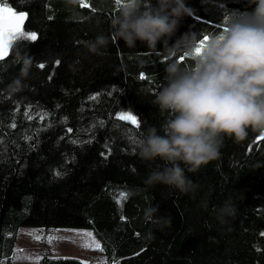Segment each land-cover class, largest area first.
I'll return each mask as SVG.
<instances>
[{"label":"trees","instance_id":"obj_1","mask_svg":"<svg viewBox=\"0 0 264 264\" xmlns=\"http://www.w3.org/2000/svg\"><path fill=\"white\" fill-rule=\"evenodd\" d=\"M84 2L87 7L0 0L27 14L24 30L37 36L18 44L33 58L22 91H6L20 71L13 53L0 62V264H13L22 227L88 229L106 264H264V134L249 130L243 141L225 137L217 159L195 173L185 168L199 186L194 194L146 185L148 173L165 164L143 161L136 143L150 126L163 134L167 116L152 102L167 83V65L192 60L181 61L162 42L149 50L140 41L129 49L112 40L105 55L88 54L84 42L109 35L119 5ZM185 3L193 14L183 17L169 47L186 34L201 41L222 30L226 17L255 8L250 0ZM128 112L140 121L138 129L116 119ZM226 200L236 216L221 224L216 209ZM150 204L159 205L158 215H171L170 228L144 221ZM36 264L81 261L45 255Z\"/></svg>","mask_w":264,"mask_h":264},{"label":"clouds","instance_id":"obj_2","mask_svg":"<svg viewBox=\"0 0 264 264\" xmlns=\"http://www.w3.org/2000/svg\"><path fill=\"white\" fill-rule=\"evenodd\" d=\"M64 3L77 6L79 2ZM250 3L255 5L253 11L226 17L222 30L208 36L202 47L195 34H186L169 47L183 17L193 14L185 0H155L154 4L151 0H120L109 21V35L101 33L84 42L87 53L95 56L105 55L112 40H122L129 49L140 41L149 50L162 42L170 54L192 60L184 66L175 61L167 65V83L152 102L167 116L161 126L163 134L150 126L136 143L143 161L158 159L165 164L148 173L146 185H163L169 194H194L199 186L188 178L185 168L195 173L217 159L225 137L243 141L249 130L264 134V0ZM18 44L9 38L14 63L20 65L17 77L6 85L9 95L23 90L33 67V58ZM202 207L207 209V201H202ZM158 208L147 206L144 221L160 229L170 228L171 215H158ZM235 216V205L229 200L216 209L221 224Z\"/></svg>","mask_w":264,"mask_h":264},{"label":"rangeland","instance_id":"obj_3","mask_svg":"<svg viewBox=\"0 0 264 264\" xmlns=\"http://www.w3.org/2000/svg\"><path fill=\"white\" fill-rule=\"evenodd\" d=\"M91 232L88 229H44L34 227L20 228L14 248L13 264H36L43 256L51 258H75L84 264H106L101 249L84 248L85 243L95 240L92 237L77 235ZM51 237V242H49Z\"/></svg>","mask_w":264,"mask_h":264},{"label":"snow or ice","instance_id":"obj_4","mask_svg":"<svg viewBox=\"0 0 264 264\" xmlns=\"http://www.w3.org/2000/svg\"><path fill=\"white\" fill-rule=\"evenodd\" d=\"M81 7H87L88 5L84 2V0H78ZM116 4H120V0H115ZM27 19V14L25 13H17L15 10H13L11 7L6 6L4 3H0V62L5 61V57L8 55L9 50V38L15 39L17 42H20L21 40H31L35 41L37 39V36L34 33H26L24 30V21ZM208 39V36L205 35L201 39L200 47H202L203 43L206 42ZM199 50V47L197 51ZM184 58L181 57V61ZM40 68H44L45 65L42 63L39 65ZM141 80L145 79L144 75L140 76ZM95 99V97H93ZM117 120H123L127 121L128 124L132 125L134 128L138 129L140 127V121L138 118L132 114L131 112H128L126 114H120L116 116ZM122 198H127V193H121L120 194ZM119 203V201H118ZM77 235L85 236V237H92L91 232H81L77 233ZM51 237H49V242H51ZM95 247V249H99L100 245L96 243L95 240H91L90 243H85L82 245L84 248H90ZM81 264H84V262H81Z\"/></svg>","mask_w":264,"mask_h":264},{"label":"water","instance_id":"obj_5","mask_svg":"<svg viewBox=\"0 0 264 264\" xmlns=\"http://www.w3.org/2000/svg\"><path fill=\"white\" fill-rule=\"evenodd\" d=\"M27 20V19H26ZM26 20L24 21V25H23V27L25 26V24H26ZM9 51V50H8Z\"/></svg>","mask_w":264,"mask_h":264}]
</instances>
